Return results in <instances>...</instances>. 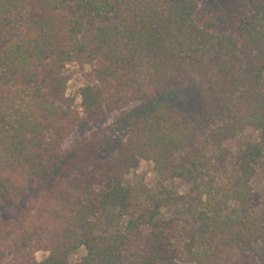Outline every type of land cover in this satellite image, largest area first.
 Masks as SVG:
<instances>
[{
    "label": "trees",
    "instance_id": "trees-1",
    "mask_svg": "<svg viewBox=\"0 0 264 264\" xmlns=\"http://www.w3.org/2000/svg\"><path fill=\"white\" fill-rule=\"evenodd\" d=\"M19 13L0 49V208L22 209L0 216V264H264V0H0V18ZM71 64L90 65L82 117ZM183 82L188 114L167 98ZM158 95L114 157L93 137L64 147ZM140 162L152 184L128 179Z\"/></svg>",
    "mask_w": 264,
    "mask_h": 264
},
{
    "label": "rangeland",
    "instance_id": "rangeland-1",
    "mask_svg": "<svg viewBox=\"0 0 264 264\" xmlns=\"http://www.w3.org/2000/svg\"><path fill=\"white\" fill-rule=\"evenodd\" d=\"M24 25L25 16L22 13L8 17V20L0 18V49L4 46L6 41L19 39L22 35ZM69 69L71 79L67 84L66 95L68 97H73L74 109L77 111L79 117H82L83 110L80 106V96L78 92L81 87L91 83V80L88 79L90 65L84 64L80 66L78 64H71L69 65ZM167 96V98H170V101L173 102L172 104H174L178 112L185 114L190 113L191 110L197 106L200 97L192 82L178 84L173 87ZM161 99L162 96L158 95L155 100H153L155 104L150 101H146L142 104H132L117 112L105 113L95 122L84 121L66 138L64 147L70 148L78 141L93 137L102 143L100 159L112 158L119 152L123 143L127 140L128 126L132 119L155 112L154 110H157L158 105L162 102ZM164 102L169 104V101L164 100ZM138 110H143V112H140L143 114L139 115ZM153 174L154 172L150 163L140 162L138 168L131 171L128 179L130 181L140 179L147 184H152L155 180ZM176 188L178 191L183 192L185 186L184 184H177ZM253 193L255 203L254 210L264 227V169L259 170L253 182ZM21 209L22 206L18 209L17 206L12 205L0 208V216L1 218H12L17 216ZM42 255L41 252L36 253V259L40 260ZM78 257L79 255L77 254L75 259Z\"/></svg>",
    "mask_w": 264,
    "mask_h": 264
}]
</instances>
